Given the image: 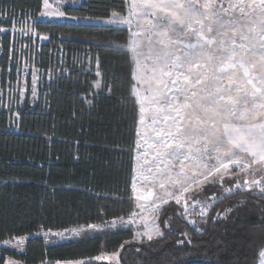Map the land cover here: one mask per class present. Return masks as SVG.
<instances>
[{"label":"snow or ice","instance_id":"1","mask_svg":"<svg viewBox=\"0 0 264 264\" xmlns=\"http://www.w3.org/2000/svg\"><path fill=\"white\" fill-rule=\"evenodd\" d=\"M67 2L41 0L39 16L127 26L124 44L106 41L97 46L114 47L127 55V60L110 67L114 78L130 77V91L137 101L131 139L126 148H115L129 156V187L135 195L128 198L133 207L127 219L119 214L109 220L101 209L99 224L77 222L75 227L60 230L42 225L45 230L36 235H43L45 245H56V237L60 241L94 239L99 232L133 226L141 244L144 237L147 242L154 238L162 242L172 234L173 215L166 213L173 203L174 215L201 232L199 225L209 219L216 222L234 219V212L239 215L237 209L246 199L211 214L228 196L247 192L264 200V0H121L118 8L110 7L103 17L69 14L62 8ZM21 16L17 19L15 13L0 7V34L18 33L33 40L29 35L33 33L40 40L49 39L38 32L31 13ZM16 53L10 43L8 59L16 62L19 81ZM95 59L97 68L101 67L99 55ZM123 64L128 67L122 68ZM12 70L10 66L8 72ZM32 75L35 85V72ZM95 75L102 73L97 70ZM95 87L101 86L97 82ZM31 94L36 96L35 86ZM95 94L81 99L91 105L87 97ZM257 207L264 227V206ZM179 236L178 248L194 245L188 231ZM28 239L27 235H12L0 240V246L23 252ZM131 243L125 240L111 253L105 249L96 256L42 259L40 264L104 260L121 264V250ZM141 251L135 248L136 253ZM259 256L264 264V249ZM0 260L18 264L10 257ZM190 264L200 262L194 259Z\"/></svg>","mask_w":264,"mask_h":264},{"label":"trees","instance_id":"2","mask_svg":"<svg viewBox=\"0 0 264 264\" xmlns=\"http://www.w3.org/2000/svg\"><path fill=\"white\" fill-rule=\"evenodd\" d=\"M120 3L121 0H68L62 8L72 15L103 17L110 7L118 8ZM0 7L15 13L17 19L31 13L38 32L49 37L37 45L35 64L51 73V80L42 79L40 101L32 106L24 100L15 110L18 116L13 123L9 113L0 108V240L12 235L30 237L24 244L25 251L16 253L1 247L0 257L40 264L42 259L87 258L105 249L113 252L123 241H132L130 229L118 227L99 232L94 239L56 245H45L36 233L45 230L42 225L60 230L75 227L77 222L99 224L101 209L109 220L119 214L126 217L133 207L128 199L133 196L129 156L115 148H126L131 139L137 101L130 91V77L114 78L110 67L111 63L127 60V55L114 47L97 46L106 41L124 44L127 29L38 20L41 0H0ZM10 43V35L0 34V90L13 80V62L8 59ZM121 67L126 69L128 65ZM97 70L101 76L95 75ZM97 82L100 89L95 87ZM92 92L96 94L87 97L92 100L89 105L81 97ZM241 199H246V204L237 209L239 215L234 212V219L216 222L209 219L199 225L201 232L174 215L173 203L166 213L173 215L172 234L162 242L154 238L152 242L126 245L121 250V264H190L194 259L200 264H255L259 250L264 248V227L257 207L264 206V200L247 192L230 195L211 214L238 205ZM182 231L192 236L193 246L177 247ZM137 247L142 248L140 253L135 252Z\"/></svg>","mask_w":264,"mask_h":264},{"label":"rangeland","instance_id":"3","mask_svg":"<svg viewBox=\"0 0 264 264\" xmlns=\"http://www.w3.org/2000/svg\"><path fill=\"white\" fill-rule=\"evenodd\" d=\"M42 10L43 9H42V4H41L40 11ZM37 18L38 20H43V21H47V20L49 21H72V22L97 24L95 21H88V20L75 21V20H67V19H58L54 17H41L39 16V14ZM29 23H31V21ZM118 26H121L127 29V26L125 25H118ZM29 35L33 36V40L35 41V43H33V40H29L27 36H21L18 33H12L10 35L11 43H14V46L17 49L16 54L19 57V81L17 78L16 62L12 61L13 62L12 67H14L13 80H10L11 81L10 85L8 81L7 87L4 90H0V108L6 110L9 113L11 117L10 119L11 123H13L17 118V115H13V113H16L15 110L22 105L24 100H27L29 104L32 106L40 101V97L42 95V92H41L42 79L50 80L49 77H51V73H45L35 64V56H34L37 45L39 43L46 42L47 40H40L33 33H29ZM21 45H27V47L22 48ZM33 72H35V85H33V75H32ZM33 86H35L36 88V92H37L36 96H33L31 94V88ZM21 89H26V90L21 91ZM132 194L133 196L135 195L134 193ZM137 203L139 204V203H146V202L138 201ZM125 218L127 219V216ZM146 218L148 220H151V217L147 216V214H146ZM139 223L140 221L137 220V224ZM134 229H135V226H133V228L130 229L133 234L132 241L140 242L141 238L135 235ZM109 230H113V229H109ZM41 233H43V231H41ZM40 236L43 238V235H40ZM55 239H57L58 242H62L59 240L58 237H56ZM144 241H147L146 237H144ZM13 243H15V241H13ZM1 247L6 248L11 251H15L16 253H21V251L15 248H12L11 246H0V248ZM22 247H24V245H22ZM260 251L261 249L259 250V252ZM259 252H258V259L256 260L255 264H261V258L259 256ZM0 255H1V252H0ZM4 258H9V256H5ZM11 259L14 261H17L18 264H22L20 261L14 258H11ZM102 262H106L107 264H110V262L106 260ZM2 264H4V262H2Z\"/></svg>","mask_w":264,"mask_h":264}]
</instances>
